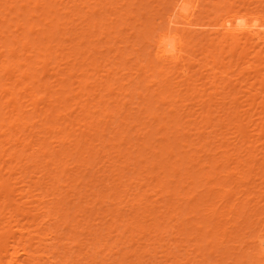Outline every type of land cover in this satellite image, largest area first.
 I'll return each mask as SVG.
<instances>
[{
    "label": "rangeland",
    "instance_id": "obj_1",
    "mask_svg": "<svg viewBox=\"0 0 264 264\" xmlns=\"http://www.w3.org/2000/svg\"><path fill=\"white\" fill-rule=\"evenodd\" d=\"M4 1L6 0H0ZM9 1H12L9 4L14 5V9L5 10L8 3L0 7V11L5 10L0 12V62L4 59L8 63L12 62L16 71L0 72V80H5L8 86L11 82H21L16 88L18 90L15 89L17 92L14 97L22 105L16 104V107H21L25 114L23 119L20 117L21 120L28 123L8 125L9 114H6L7 119L4 115L5 120L2 121L3 125L6 124L2 130L7 135L2 136V139L0 137L3 140L0 148L2 144L9 153L12 152H6L7 155L18 153L20 159L14 155L11 160L5 154L3 157L8 158V161L5 159L7 165L3 166V162H0L5 170H2L5 173L2 174L3 178H6L8 185L11 182L15 185V188L10 186L13 191L10 189V196L16 198L12 202L8 199L12 204L5 207L6 212L4 209L3 212L0 211L1 215L5 214L2 215L5 218L0 215V225L3 224V219L7 220L10 216L8 212H12L11 210L16 208L15 211H18L20 207L21 213L25 212L22 209L30 212L31 206L40 208L42 204L36 205L40 204L41 197H45L43 199L46 202L42 200L43 209L33 208L40 215L32 210L34 215L38 214V219L33 218L32 224L29 222L32 212L20 217L17 215L20 212L16 214L13 211L14 220L11 218L14 215L11 214L8 222L12 223V228L17 229L13 225L16 223L14 221H19L23 225V231H26L28 228L36 229V225L45 218L42 221L44 230L46 228V233L50 228L55 230L52 232L55 236L49 240L50 245L38 247L37 245H42L39 243L36 247L38 254H43L42 257L52 253L53 258L55 257L52 261H57L55 264H264V106L261 105V101H264V33L253 35L249 43L243 42L250 35L248 31L254 28L259 31L264 29V11L261 10L264 0H195L199 5L194 4V7L193 0L190 8L193 7L192 18L195 17L196 21L192 19L193 23L190 22L189 25L184 16H174L173 6L176 0H31L27 8L30 12H22L21 16L17 15L16 10L25 2ZM74 8L77 10L74 11ZM51 9L55 10L52 12ZM57 10L58 16L55 12ZM169 11L178 19L170 17ZM53 16L56 20L51 21ZM90 17H93L92 20ZM94 18L101 20L97 21V31L93 30L94 27L87 28L88 23L91 27L92 22H95ZM4 19L7 24L3 23ZM19 21L21 26L15 32L18 28L15 23ZM27 21L34 25L30 33ZM47 22L50 25L54 22V28L57 24L61 28V31H57L56 26L52 41ZM157 22H162L163 25L158 26ZM203 23H206L205 26ZM151 24L154 29L158 26L160 30L167 29V25L174 26L172 29H178V33L187 35L186 40L190 38L187 46L192 47L191 50L187 49L184 62L189 64L186 68L188 75L192 76L191 80H186L181 74L182 69H177L182 65L175 68L173 63L169 65L168 62L158 61L153 43L159 29L154 30L155 32L151 30L154 33L148 31V34L146 31ZM25 28L28 35L23 33V36H29L30 42L23 49L21 42L12 44L11 40L15 39V34L25 31ZM101 28L102 32L99 30ZM45 29L48 32H43ZM90 30L92 31L89 32ZM87 33H90L89 36ZM243 33L246 36L241 37ZM151 34L154 35V40ZM9 35L12 38H7ZM193 35L197 39L192 40ZM203 36L205 40L202 41ZM47 41L49 42L46 43ZM45 43L52 47V51H40V46ZM10 45H16L13 56L8 51ZM246 52H249L248 55ZM16 59L28 64L27 68L32 65L35 77H21V66L14 62ZM158 65L165 73L158 72ZM22 68L26 69V66ZM108 74L109 78L106 77ZM163 74L169 78V82L165 81ZM8 75L10 81L7 80ZM32 78L38 82L34 83ZM42 81H45L42 84L47 83L51 87L45 90L44 85L39 86ZM102 81L105 83L102 84ZM1 82L0 95L3 96L6 91ZM66 83L68 87L64 86L63 89L62 86ZM60 90L65 93L64 96L68 94L66 104L60 102L63 96V93L59 94ZM31 91H34L33 94ZM53 92H56V96ZM7 98L1 101L5 102ZM86 102L89 103L88 110L84 109L87 107ZM5 106V112L12 109L10 103ZM18 108L13 112L21 110ZM46 108L51 110L45 112ZM81 112L86 114L85 121ZM47 113H51L50 116ZM57 117H61V120ZM52 119L54 122H51ZM60 121L62 125L68 122V129L65 128L67 124L61 126ZM52 125H55L54 128L58 125L61 130L64 128V133L56 129L51 131L53 127H49ZM16 131L18 133L15 137H9ZM5 136L10 138L9 143ZM81 137L82 143L77 142ZM26 138L31 143H26L28 147L25 145L20 154ZM34 140L36 143H33ZM63 140L65 145L60 144ZM41 141H45V145ZM37 142L42 148L48 146L44 149L47 156L42 148L43 151L38 150L40 153L34 151L38 148ZM75 142L81 145L84 142L85 145L80 150H85L80 151V145H75ZM31 144L37 145L34 150ZM59 149L63 150L64 157L62 152L58 153ZM33 151L36 153L33 154ZM55 151H58L57 154ZM29 154L33 155L32 158ZM36 155L39 156L38 159ZM51 155H55V159ZM55 160L62 162L57 164ZM165 161H168L167 164ZM55 164L60 169L52 171L51 165L56 167ZM65 172L68 173V178ZM52 174L56 179L59 177L58 182L63 185L59 182L58 186L55 185L58 188H53L52 185L57 184V180L52 179ZM39 175L40 179L37 178ZM20 178L21 181H14ZM40 184L43 186H38ZM55 188L58 190H54ZM18 191L26 192L28 196L25 193L24 197L21 193L18 198ZM44 194L48 195L43 196ZM23 197H28L29 202ZM51 198L53 203L47 204V200ZM19 200L28 204L24 202L21 209L20 204L23 202L20 203ZM8 207L11 210L8 211ZM48 209L50 212L45 211ZM47 213H50L49 217ZM134 214L141 216L138 218ZM55 216L58 218L54 219ZM46 217L54 220V226ZM25 222H29L28 228V223ZM135 225L141 227L136 228ZM37 226L40 227V224ZM138 227H143L142 231ZM257 238H261V244L256 241ZM37 239H34L35 243Z\"/></svg>",
    "mask_w": 264,
    "mask_h": 264
},
{
    "label": "bare ground",
    "instance_id": "obj_2",
    "mask_svg": "<svg viewBox=\"0 0 264 264\" xmlns=\"http://www.w3.org/2000/svg\"><path fill=\"white\" fill-rule=\"evenodd\" d=\"M34 1V0H33ZM57 2H58V0H56ZM101 1V0H100ZM174 2H175V0H173ZM191 1H193V0H176V2L174 3V6H173V9H174V16H184V18L187 20H185L186 22H187V24L189 25V24H191L190 22H192V21H194L195 19V17L194 18H192L194 15V13H193V7H194V4L196 5L197 4V1H195V3H193L192 5H193V7L192 8H190L192 5H191ZM219 1H221V0H219ZM239 1V0H238ZM23 2H25L24 4H20V6H19V8H18V11L16 10V12L18 13L17 15H19V16H21L23 13L22 12H25V13H28V12H30V9H27L28 8V6L30 5V3H31V0H23ZM36 2V1H35ZM102 2V1H101ZM200 2H201V0H200ZM262 2H264V1H262ZM261 2V3H262ZM4 3H12V1H9V0H6V1H4V2H0V7H1V5H3ZM61 3H62V1H61ZM97 3H98V1H97ZM209 3V2H208ZM219 3V2H218ZM217 3V4H218ZM237 3H239V2H237ZM9 4V6L8 7H6L5 8V10L7 9V10H11V9H14L15 8V6L14 5H10ZM55 4H56V2H55ZM101 4V3H100ZM207 4V3H206ZM206 4H205V7H206ZM221 4V3H220ZM224 4H225V2H224ZM262 4H264V3H262ZM57 5V4H56ZM62 5V4H61ZM77 5V4H76ZM197 5H199V2H198V4ZM261 5V4H260ZM204 6V5H203ZM215 6V5H214ZM259 6V5H258ZM54 7H55V5H54ZM56 7H58V6H56ZM75 8H76V6H74ZM200 7V6H199ZM216 7V6H215ZM217 7H219V6H217ZM216 7V8H217ZM224 7H226V6H224ZM257 7V6H256ZM261 7V6H260ZM74 8V11L75 10H77V9H75ZM110 8V7H109ZM198 8V7H197ZM197 8H195V9H197ZM203 8V7H202ZM207 8H208V5H207ZM220 8V7H219ZM221 8H223V6H221ZM262 9V11H264V5H262V7H261ZM58 9V8H57ZM163 9V8H162ZM209 9V8H208ZM215 9V8H214ZM258 9V8H257ZM1 10V9H0ZM5 10H2V11H0V12H3V11H5ZM29 10V11H28ZM55 10V9H54ZM54 10H52L51 9V11L53 12ZM58 10H60V9H58ZM58 10L57 11H55V12H57L56 14H57V16H58ZM102 10V9H101ZM114 10V9H113ZM199 10V9H198ZM201 10H203V9H200V11ZM211 10V9H210ZM33 11V10H32ZM107 11H109V10H107ZM161 11V10H160ZM205 11H207V10H205ZM72 12V11H71ZM102 12V11H101ZM169 12H171V11H169ZM199 12V11H198ZM252 12V11H251ZM255 12V11H254ZM44 13V12H43ZM46 13V12H45ZM44 13V14H45ZM51 13V12H50ZM96 13V12H95ZM95 13H93V14H95ZM100 13V12H99ZM200 13H202V12H200ZM200 13H199V15H200ZM204 13V12H203ZM206 14H207V12H205ZM153 14V13H152ZM166 14H168V13H166ZM173 13L171 12L170 13V17H173L174 19H178L177 17L175 18L173 15H172ZM32 15V14H31ZM99 15V14H98ZM209 15V14H208ZM18 16V17H19ZM56 16V15H55ZM55 16H53V18H51V21H52V19H54V17ZM90 16V15H89ZM94 16V15H93ZM104 16V15H103ZM262 16V15H261ZM261 16H259V18H261ZM48 17V16H47ZM52 17V16H51ZM95 17H97V15L95 14ZM100 17V16H99ZM168 17V16H167ZM255 17V16H254ZM86 18H88V17H86ZM91 18V20H92V18L93 17H90ZM172 18V19H173ZM203 18V17H202ZM30 19V18H29ZM45 19V18H44ZM47 19V18H46ZM49 19V18H48ZM89 19V18H88ZM87 19V20H88ZM100 19V18H99ZM97 20V18H96V20H95V18L93 19V20H95V22H92V24H91V27L89 26V23H88V26H87V28H93L94 27V31H97L96 29H95V27L97 26H99L98 24V22L99 21H101V20ZM173 19V20H174ZM193 19V20H192ZM215 19V18H214ZM213 19V20H214ZM255 19V18H254ZM54 20H56V18L54 19ZM73 20V19H72ZM151 20V19H150ZM192 20V21H191ZM26 20H24V22H25ZM50 21V20H49ZM89 22H91L90 20H88ZM98 21V22H97ZM147 21H148V19H147ZM160 21V20H159ZM158 21V22H159ZM179 21V20H178ZM184 21V20H183ZM196 21V20H195ZM215 21V20H214ZM146 22V21H145ZM149 22V21H148ZM153 22V21H152ZM156 23L158 26L159 25H163L162 24V22L159 24V23ZM173 23L175 22V21H172ZM172 22H171V24H172ZM3 23L5 24H7V20H3ZM48 23V22H47ZM54 23V22H53ZM53 23H51L52 25H50V22L48 23L49 24V26H50V29L48 30L49 31V36H50V40H51V38L52 39H54V37H55V28H56V26H58V30L57 31H61V28L59 27V25L57 24V25H55V28H54V24ZM98 23V24H97ZM154 23V22H153ZM193 23V22H192ZM87 24V23H86ZM100 24H102V23H100ZM170 24V23H169ZM171 24H170V26H171ZM175 24V23H174ZM174 24H172V25H174ZM204 24V26H205V24L206 23H203ZM210 24V23H209ZM209 24H207V25H209ZM211 24H212V21H211ZM9 26H10V24H9ZM15 26L16 27H18L16 30H14L15 32H17L18 31V29H19V27L21 26L20 25V21L19 22H16L15 23ZM26 26H27V29H28V32L30 33V32H32V28H33V23H31L30 21H27V24H26ZM48 26V27H49ZM101 26V25H100ZM103 26H105L104 24H103ZM103 26H101L102 28H106V27H103ZM147 26V25H146ZM157 26V27H158ZM168 26V27H167ZM166 27H167V29H162L161 28V30L159 29V28H157L156 27V29H154L153 28V25L151 24V25H149L148 26V28H147V31H146V29L144 30V31H146V32H148V31H150V32H152L151 30H157V29H159V32L157 31V34L155 35V40L153 39V36H152V34H151V36H152V39L155 41V43H153L154 44V48H155V52H156V57L158 58V61L160 60V61H165V62H168V64L169 65H171V63H173V64H175V68H177L178 67V65L180 64V65H182L181 67H178L177 69L179 70V69H182L181 70V74L183 73V76H185V78H186V80L187 79H189V80H191V77L192 76H190V75H188L189 73H188V70H187V68H186V66L187 65H189L188 63H185L184 62V59L186 58L185 57V55L187 54L186 52H187V49L189 48V50H191V48L190 47H192V46H190V47H188L187 46V43H190L189 41V39L188 40H186V38H188L187 37V35H183V34H180V33H178V29H172V28H174V26H172V27H169V25H167ZM212 26V25H211ZM261 26H262V24H261ZM155 27V26H154ZM165 27V28H166ZM258 27V26H257ZM54 28V29H53ZM102 28L101 29H99L100 30V32H102L103 30H102ZM146 28V27H145ZM176 28V27H175ZM1 29V28H0ZM62 30H64V29H62ZM102 30V31H101ZM107 30V29H106ZM180 31H182L181 29H179ZM42 31V30H41ZM48 31H46V29H45V31L43 30V32H48ZM92 30H90L89 32H91ZM105 31V30H104ZM110 32V31H109ZM112 32V31H111ZM155 32V31H154ZM154 32H152V33H154ZM188 32H190V31H188ZM187 32V33H188ZM207 32V31H206ZM205 32V33H206ZM23 33H26V35H28L27 34V31H26V28H25V31L23 30L20 34H15L14 35V37H15V39L14 38H12V35H9V37H7V38H12V44H17V43H19V42H21L22 44V48L23 49H25V47L29 44V36H26L25 34V36H23ZM59 33H61V32H59ZM84 33V32H83ZM95 33V32H94ZM184 34H185V31L183 32ZM186 33V34H187ZM196 33V32H195ZM198 33V32H197ZM248 34H250V35H247L246 36V34L245 33H243L242 35H241V37H244V36H246L244 39H245V41H243L244 43H249L250 41H251V39L253 38V35H257V36H259V35H261V33H264V29H260V31L258 30V28H254V29H252V30H250V31H248L247 32ZM85 34V33H84ZM88 34V33H87ZM90 34V33H89ZM89 34L87 35V36H89ZM101 34V33H100ZM105 34H106V32H105ZM108 34V33H107ZM146 34V33H145ZM148 34H150L149 32H148ZM189 34H191V32L189 33ZM212 34V33H211ZM56 35H57V33H56ZM199 35V34H198ZM204 35V34H203ZM81 36V35H80ZM84 37H85V35H83ZM7 38H6V40H7ZM43 38H45V37H43ZM194 38H196L194 35L191 37V39L192 40H194ZM197 39V38H196ZM202 41L203 40H205V37L203 36L202 38ZM200 39V40H201ZM243 39V40H244ZM18 42H17V41ZM48 40V39H47ZM199 40V39H198ZM212 40V39H211ZM250 40V41H249ZM52 41V40H51ZM149 41V40H148ZM49 41H47L46 43H48ZM211 42V41H210ZM46 43L43 45V46H40V51H44V52H46V51H52V47L51 46H49V44L48 45H46ZM88 43V42H87ZM82 44V43H81ZM205 44V43H204ZM213 44V43H212ZM40 45V44H39ZM89 45V44H88ZM86 47H87V49H88V46L86 45ZM90 47V46H89ZM90 49V48H89ZM193 49V48H192ZM91 50V49H90ZM8 51H11V54H10V56H13L14 54V51H16V45H15V47H14V45H10V47L8 48ZM87 51V50H86ZM89 51V50H88ZM13 52V53H12ZM243 52V51H242ZM137 53V52H136ZM186 53V54H185ZM189 53V52H188ZM247 53V52H246ZM249 53V52H248ZM248 53H247V55H248ZM47 54V53H46ZM51 54V52H49L48 53V55H50ZM138 55H140L139 53H137ZM190 55V54H189ZM244 55V52L242 53V56ZM189 57H187V59H188ZM153 59H154V57H153ZM152 59V60H153ZM189 60V59H188ZM192 60V59H191ZM94 61V60H93ZM139 61H141V60H139ZM14 62H16V64L20 67L21 66V70L19 71V74L21 75V77H28V78H30V77H35V72L34 71H32V69H33V66L32 65H29L28 66V68H27V65L28 64H24V63H22L21 61H20V59H16V60H14ZM142 62V61H141ZM158 63V62H157ZM161 63V62H160ZM182 63V64H181ZM190 63H191V61H190ZM95 64V63H94ZM150 64V63H149ZM148 64V65H149ZM14 65L15 64H13L12 62H7V60L6 59H4L3 61H1L0 62V72H4V71H13L14 73H15V71H16V69L14 68ZM96 65V64H95ZM146 65V64H145ZM151 65V64H150ZM179 65V66H180ZM23 66H26V69H23L22 67ZM97 66V65H96ZM143 66V65H142ZM157 66V65H156ZM177 66V67H176ZM191 66V65H190ZM193 66V65H192ZM254 66V65H253ZM158 67L160 68V69H157L156 67V69L158 70V72L159 73H165L164 71H163V69H161V67L158 65ZM173 67V69H175L174 68V66H172ZM255 67H256V65H255ZM142 68V67H141ZM153 68V67H152ZM155 68H154V73H155ZM260 69V68H259ZM148 70V69H147ZM262 70H264V69H262ZM152 71V72H153ZM166 71V70H165ZM174 71H176V70H174ZM108 73V72H107ZM110 73V72H109ZM169 73H170V71H169ZM169 73H166V74H169ZM10 74V73H9ZM12 74V73H11ZM33 75V76H32ZM144 75V74H143ZM147 75V74H146ZM170 75V74H169ZM180 75V74H179ZM44 76V75H43ZM110 76H111V74H110ZM142 76V75H141ZM163 76H164V79H165V81L166 82H169V78H167L166 76H165V74H163ZM168 76V75H167ZM244 76V75H243ZM106 77H108L109 78V74H108V76H106ZM143 77V76H142ZM144 77H145V75H144ZM250 77H251V75H250ZM199 78H201V76L199 77ZM198 78V79H199ZM210 78V77H209ZM246 78H248V75L246 76ZM245 78V79H246ZM10 79V76L8 75V77H7V80H9ZM32 79H34V78H32ZM42 79V78H41ZM40 79V80H41ZM111 79V78H110ZM134 79V78H133ZM164 79L162 78L161 80H163L164 81ZM193 79V78H192ZM3 80V79H2ZM11 80V79H10ZM9 80V81H10ZM43 80V79H42ZM64 80V79H63ZM168 80V81H167ZM5 81V80H4ZM1 82V80H0V82H1V86H2V88H5V91H6V95H3V96H1L0 95V137H1V139H2V136H4V135H7L2 129H3V127H4V125H6V124H4L3 125V123H2V121H4L5 119H7V117H6V114H9V115H7L8 116V122H7V124L8 125H11V126H13V125H18L19 126V124H21V122L23 123V124H25L26 125V122L27 121H22L21 120V118H22V116L24 115L25 116V114H23L22 112V109H21V107H22V105L20 104V101H19V103H17V99L14 97V95L16 94V92H15V89L19 86V84H21V82H17V83H15V82H11L10 83V86H8V83L7 82ZM18 81V80H17ZM79 81V80H78ZM216 81V80H215ZM243 81H244V79H243ZM33 82L34 83H36V82H38V81H36L35 79L33 80ZM45 82V81H44ZM43 81L41 82V84H39V86L41 85L42 87H43V85H44V88H45V90L46 89H49L51 86H47L46 84L47 83H45V84H42V83H44ZM63 82H66V81H63ZM62 82V83H63ZM81 82V81H80ZM100 82V81H99ZM103 82V81H102ZM162 82V81H161ZM166 82H163L164 84L166 83ZM184 82H185V80H184ZM61 83V84H62ZM105 82H103L102 84H104ZM195 83V82H194ZM215 83V82H214ZM100 84V83H99ZM102 84H100L101 86H102ZM45 85H46V87H45ZM66 85H68L67 83L65 84V85H61L62 86V88L65 86L66 87ZM106 85V84H105ZM123 85V84H122ZM174 85V84H173ZM186 85V84H185ZM214 85V84H213ZM8 86V87H7ZM27 86V85H26ZM104 86V85H103ZM102 86V87H103ZM164 86H166V84L164 85ZM164 86H161V87H163L164 88ZM176 86H178V85H176ZM68 87V86H67ZM66 87V88H67ZM100 87V86H99ZM166 87H168V86H166ZM195 87H196V85H195ZM226 87V86H225ZM138 88V87H137ZM163 88H162V90H163ZM173 88V87H172ZM31 89H33V87L31 88ZM64 89V88H63ZM63 89H61V90H63ZM166 89H168V88H165V90ZM171 89V88H170ZM195 89V88H194ZM16 90H18V89H16ZM59 90V89H58ZM57 90V91H58ZM60 90V91H61ZM97 89H95V91H96ZM102 90H103V88H102ZM105 90V89H104ZM124 90H125V88H124ZM169 90V89H168ZM197 90V89H196ZM195 90V91H196ZM67 91V90H66ZM65 91V92H66ZM101 91V90H100ZM32 92V94H33V92L34 91H31ZM68 92V91H67ZM125 92V91H124ZM161 92H164V91H161ZM176 92H177V90H176ZM202 92V91H201ZM15 93V94H14ZM59 93V92H58ZM61 93H63L62 91L59 93V94H61ZM112 93V92H111ZM126 93V92H125ZM53 94L56 96V92L54 93L53 92ZM64 94L65 93H63V96H64ZM106 94H110V93H106ZM176 94V93H175ZM211 94V93H210ZM62 95V94H61ZM68 95V94H67ZM66 95V96H67ZM97 95V94H96ZM205 95H206V93H205ZM212 95V94H211ZM216 95V94H215ZM58 96H60V95H58ZM62 96V101L60 100V102H62V103H64V104H66V100H68V96H67V98H66V96H64L63 97ZM225 96V95H224ZM7 98V101H5V102H2L1 100L2 99H4V98ZM148 97V96H147ZM18 98V97H17ZM57 98V97H56ZM179 98V97H178ZM224 98V97H223ZM57 99H59V97L57 98ZM56 99V100H57ZM210 99V98H209ZM222 99V98H221ZM218 100V99H217ZM58 102V101H57ZM4 103H5V105H7L8 106V104L10 103V105H11V110L10 111H6L5 112V108H6V106L4 105ZM62 103H60V105L62 104ZM216 103V102H215ZM261 105L262 106H264V101H261ZM16 104H20L21 105V107L20 108H18V105H17V107H16ZM87 104L89 105V103H87L86 102V105H85V107L87 106ZM253 104V103H252ZM63 105V104H62ZM210 105V104H209ZM63 106H65V105H63ZM62 106V107H63ZM200 106V105H199ZM207 106V105H206ZM204 107H205V104H204ZM16 108H18V109H21L20 111H18V112H13V111H16ZM48 108V107H47ZM47 108L45 109V112H47L48 110H51V109H48L47 110ZM82 108V107H81ZM117 108V107H116ZM261 108V107H260ZM83 109V108H82ZM84 109H87L88 110V106L86 107V108H84ZM83 109V110H84ZM145 109V108H144ZM232 109V108H231ZM1 110H3L4 111V113H3V111H1ZM234 110V109H233ZM53 111V110H52ZM51 111V112H52ZM144 111V110H143ZM157 111V110H156ZM10 112H11V114H10ZM13 112V113H12ZM83 112V111H82ZM81 112V113H82ZM15 113V114H14ZM41 113H43V114H45L44 112H41ZM234 113V112H233ZM49 114H51V113H47V115H49ZM53 114V113H52ZM83 114V113H82ZM229 114V113H228ZM4 115H5V117H4ZM11 115V116H10ZM42 115V114H41ZM84 115V114H83ZM86 115V114H85ZM83 116L82 118L84 119V118H86V116ZM99 115V114H98ZM204 115V114H203ZM207 115V114H206ZM233 115V114H232ZM24 116H23V118H24ZM42 116H44V115H42ZM50 116V115H49ZM48 116V117H49ZM79 116H80V113H79ZM87 116H89L90 117V115L89 114H87ZM21 117V118H20ZM46 117V116H45ZM88 117V118H89ZM126 117V116H125ZM192 117V116H191ZM198 117V116H197ZM200 117V116H199ZM207 117V116H206ZM5 118V119H4ZM22 118V119H23ZM51 118V117H50ZM57 118H59V117H57ZM61 118V117H60ZM59 118V119H60ZM65 118V117H64ZM66 118H68V116H66ZM87 118V119H88ZM98 118V117H97ZM208 118V117H207ZM235 118H236V116H235ZM3 119V120H2ZM45 119L46 118H43V120L45 121ZM56 119V118H55ZM91 118H89V120H90ZM201 119H203V118H201ZM200 119V120H201ZM209 119V118H208ZM53 121H51V122H54V119H52ZM61 120V119H60ZM67 121H68V119H66ZM65 120V121H66ZM197 120V119H196ZM46 121H47V119H46ZM84 121H85V119H84ZM90 121H92V120H90ZM96 121V120H95ZM199 121V120H198ZM48 122H49V120H48ZM56 122V121H55ZM61 122V121H60ZM59 122V123H60ZM196 122V121H195ZM28 123V122H27ZM45 123H47V122H45ZM57 123V122H56ZM88 122H86V124H87ZM92 123H93V121H92ZM201 123H203L202 122V120H201ZM205 123V122H204ZM50 124V123H49ZM52 124H54V123H52ZM64 124V123H63ZM65 124H67V126H65ZM64 125H62V122H61V126H65V128L67 127V129H68V126H69V124H68V122H66ZM90 124H91V122H90ZM198 124V123H197ZM196 124V125H197ZM29 125V124H28ZM34 125V124H33ZM42 125V124H41ZM85 125V124H84ZM169 125V124H168ZM43 126V125H42ZM99 126V125H98ZM164 126V125H163ZM166 126V125H165ZM207 126V125H206ZM51 127H53V125L52 126H50L49 128H51ZM54 127H55V125H54ZM51 128V129H47L48 131H53V129L55 130H58L59 132H63L64 133V128H63V130H61V127H58V125H56V127L57 128ZM92 127V126H91ZM164 129V128H163ZM200 129H201V127H200ZM197 130V129H196ZM203 130V129H202ZM66 132V131H65ZM18 132L16 131L15 132V134H13L12 135V133L9 135V137H15V135L17 134ZM57 133V132H56ZM62 133V134H63ZM94 133V132H93ZM98 133V132H97ZM49 134H50V132H49ZM54 134V133H53ZM68 134V133H67ZM200 134V133H199ZM203 134V133H202ZM44 135V134H43ZM57 135V134H56ZM215 135V134H214ZM61 136V135H60ZM63 136V135H62ZM93 136V135H92ZM8 136H5L4 138L6 139V141L8 142V141H10ZM27 137V136H26ZM41 137H43V136H41ZM45 137V136H44ZM64 138H65V136H63ZM83 137V136H82ZM82 137H81V139L80 140H77V142L78 141H80L81 142V140H82ZM21 138V137H20ZM25 138V137H24ZM40 138V137H39ZM1 139H0V142H2L1 141ZM5 139H4V141H5ZM11 139H13V138H11ZM42 139V138H41ZM57 139H58V137H57ZM63 139V138H62ZM61 139V140H62ZM66 139V138H65ZM78 139V138H77ZM87 139V138H86ZM20 140V139H19ZM23 140V139H22ZM25 140H27V142L25 141ZM22 143H23V147L21 148V151H20V154H21V152H22V150H23V148H25V145H26V147H28V144H30L31 142H29L28 143V138H26ZM38 140V139H37ZM68 140V139H67ZM142 140V139H141ZM181 140H183V139H181ZM5 141V142H6ZM58 141V140H57ZM66 141V140H65ZM83 141H84V139H83ZM86 142L88 141V140H85ZM35 142V140L33 141V143ZM38 142H39V140H38ZM37 142V143H38ZM42 142V141H41ZM45 141H43L42 143H44ZM60 142V141H59ZM77 142H75V145H76V143ZM85 142V143H86ZM180 142V141H179ZM9 143V142H8ZM17 143H18V140H17ZM26 143H28V144H26ZM36 143V142H35ZM40 143V142H39ZM37 144L38 145V148H39V146H40V148L38 149L37 148V150H34L35 149V147L37 146H33V144H31L32 146H33V150L34 151H37L38 152V150L39 151H41L42 149L44 150L46 147H48V146H46L45 148H42L41 147V144ZM47 143V142H46ZM68 143V142H67ZM82 143V142H81ZM81 143L79 144V143H77V144H79L80 146H79V150L80 149H82V145L84 144V142H83V144L81 145ZM88 143V142H87ZM146 143V142H145ZM60 144H64V140H63V143L61 142ZM169 144H170V142H169ZM210 144V143H209ZM232 144V143H231ZM30 145V146H31ZM43 145H45V143L43 144ZM49 145V144H48ZM65 145V144H64ZM85 145V144H84ZM84 145H83V147H84ZM90 145V144H89ZM88 146V145H87ZM86 146V147H87ZM91 146H93V145H91ZM1 147L2 148H0V160H1V158L3 159L4 157V155L6 154V152H8L9 153V150L7 151L5 148L6 147H4V146H2V144H1ZM4 147V148H3ZM44 147V146H43ZM81 147V148H80ZM31 148V147H30ZM42 148V149H41ZM67 148V153H68V147H66ZM93 148V147H92ZM64 149H65V147H64ZM88 149H89V147H88ZM91 149V148H90ZM25 150V149H24ZM31 150H32V148H31ZM42 150V151H43ZM78 150V149H77ZM78 150V151H79ZM85 149L83 148V150H80V151H84ZM87 150V149H86ZM18 151V152H19ZM26 151V150H25ZM32 152L33 154L34 153H36V152ZM45 151V153H46V150H44ZM49 151H50V149H49ZM48 151V152H49ZM63 150L61 149H59V152L58 153H60V152H62ZM66 151H64L65 153H66ZM77 151V152H78ZM88 151H91V150H88ZM3 152V153H2ZM15 152H17V151H15ZM24 152V151H23ZM56 152V151H55ZM55 152H53V154L55 153ZM57 152H56V154H57ZM171 152V151H170ZM10 153H12V152H10ZM9 153V154H10ZM38 153H40V152H38ZM44 153V152H43ZM51 153H52V151H51ZM50 153V154H51ZM250 153V152H249ZM251 153H253V152H251ZM7 155L6 154V156H8V157H10L11 158V160H12V158L14 157V155ZM17 154L18 153H16V157H18L17 156ZM50 154H48V155H50ZM80 154H81V152H80ZM79 154V155H80ZM25 155V154H24ZM32 155V154H31ZM30 154H29V156H31ZM39 156H41V154H38ZM43 155V154H42ZM44 155H46L47 156V153L46 154H44ZM59 155V154H58ZM66 155H68V154H66ZM167 155V154H166ZM178 155V154H177ZM22 156V155H21ZM33 156V155H32ZM32 156H31V158H32ZM39 156H37L36 155V157H37V159L39 158ZM51 156H53V155H51ZM55 156V155H54ZM54 156H53V158H54ZM62 156L64 157V155H63V152H62ZM61 156V157H62ZM80 156H82V155H80ZM79 156V157H80ZM249 156V155H248ZM19 157H20V155H19ZM18 157V158H19ZM28 157V156H27ZM35 157V156H34ZM44 157V156H43ZM49 157V159H50V156H48ZM60 157V156H59ZM59 157H58V160H59ZM60 157V158H61ZM128 157H129V155H128ZM130 157H132V155L130 156ZM160 157V156H159ZM179 157V156H178ZM200 157V156H199ZM174 158V157H173ZM6 157L4 158V160H2V161H0V162H3V166H6L7 164V162H6V160L8 161V158L6 159ZM20 159V158H19ZM24 159V158H23ZM26 159V158H25ZM37 159H35L34 158V160L36 161ZM55 159V158H54ZM56 159H57V157H56ZM172 159V158H171ZM249 159H251V158H249ZM10 160V159H9ZM21 160H22V158H21ZM53 160V159H52ZM5 161V162H4ZM20 161V160H19ZM48 161H51V160H48ZM56 161V160H55ZM162 161V160H161ZM169 161V160H168ZM168 161H165L166 163L165 164H167V162ZM242 161V160H241ZM62 162V161H61ZM61 162H57L56 161V163L58 164V163H61ZM55 163V162H54ZM54 163H53V165H54ZM130 163V162H129ZM162 163V162H161ZM160 163V164H161ZM174 163V162H173ZM6 164V165H5ZM51 164V163H50ZM84 164V163H83ZM150 164V163H149ZM152 164V163H151ZM175 164V163H174ZM173 164V165H174ZM36 165V164H35ZM53 165H51V167H53V170L52 171H54V170H59L60 169V167L58 168L57 167V165H56V167L55 166H53ZM163 165V164H162ZM170 165V164H169ZM9 166V165H8ZM10 166H11V163H10ZM9 166V167H10ZM59 166H60V164H59ZM66 165L64 164V166L63 167H65ZM164 166V165H163ZM43 167V166H42ZM46 167V166H45ZM155 167V166H154ZM170 167H171V165H170ZM40 168V167H39ZM48 168V167H47ZM57 168V169H56ZM21 169V168H20ZM42 169V168H41ZM45 169V168H44ZM49 170H50V168H48ZM52 169V168H51ZM62 169V168H61ZM64 169H66V168H64ZM3 167L2 166H0V211L1 212H3V209L5 210V212H6V206L9 204V203H11L14 199H16V198H14L13 199V197H11L10 196V192L12 191V187L10 188V186H13L12 185V182L11 183H9V185H8V182H7V180H6V178H3V176H2V174H3V171H5V170H3ZM11 170H13V168H12V166H11ZM15 170H16V168H15ZM40 170V169H39ZM46 170V169H45ZM168 170V169H167ZM34 171V170H33ZM41 171H43V170H41ZM67 171V170H66ZM169 171V170H168ZM25 172V171H24ZM24 172H22V173H24ZM50 172V171H49ZM59 172V171H58ZM60 172H61V170H60ZM8 173V172H7ZM41 173H43V172H41ZM48 173V172H47ZM46 173V174H47ZM51 173V172H50ZM53 173V172H52ZM57 173V172H56ZM56 173H55V175H56ZM61 173H63V172H61ZM61 173H58V174H61ZM65 173H67V172H65ZM189 173V172H188ZM5 174V173H4ZM3 174V175H4ZM12 174H14V173H12ZM45 174V175H46ZM8 175V174H7ZM32 175V174H31ZM43 175V174H42ZM41 175V176H42ZM62 175V174H61ZM67 175H68V173L65 175L66 177H67ZM11 175L9 174V176L8 177H10ZM34 176H36V175H34ZM52 176H53V174H52ZM57 176V175H56ZM59 176V175H58ZM190 176V175H189ZM6 177V176H5ZM46 176H44V178H45ZM61 177H63V179H65L64 178V176H61ZM38 179H40V175L37 177ZM47 178V177H46ZM49 178V177H48ZM47 178V179H48ZM50 178H52L51 176H50ZM58 179H60L59 177H57ZM68 178V177H67ZM70 178V177H69ZM24 179V178H23ZM52 179H56L54 176H53V178ZM58 179H56L57 180V182L55 181V183H57V184H54V185H52V187L54 186V187H56V188H58L57 186H58V183L60 182H58ZM164 179V178H163ZM13 180V179H12ZM25 180V179H24ZM66 180V179H65ZM14 181H17V182H19V181H21V178H20V180H14ZM36 181H39V180H36ZM35 181V182H36ZM42 181H43V179H42ZM164 181V180H163ZM10 182V181H9ZM44 182V181H43ZM64 182V181H63ZM25 183V182H24ZM39 183H41L40 181H39ZM54 183V182H53ZM62 182H60V184H61ZM11 184V185H10ZM26 184V183H25ZM25 184H23V186L25 185ZM36 184H37V182H36ZM19 185V184H18ZM55 185H57V186H55ZM61 185H63V184H61ZM15 186V185H14ZM13 186V187H14ZM19 186H21V185H19ZM25 186H27V184L25 185ZM38 186H43V185H38ZM22 187V186H21ZM53 187V188H54ZM91 187V186H90ZM15 188V187H14ZM23 188H25V187H23ZM29 188V187H28ZM31 188V187H30ZM34 188V187H33ZM54 189V190H58V189ZM10 189H11V191H10ZM39 189V188H38ZM45 189V188H44ZM52 189V188H51ZM60 189V188H59ZM22 190V189H21ZM89 190H91V189H89ZM29 191V189L28 190H26V192H28ZM31 191V190H30ZM41 191H43V189L41 190ZM40 191V192H41ZM87 191H88V189H87ZM13 192V191H12ZM18 192H20L19 193V197L18 198H20L21 197V193L23 194V196L25 197V193L24 192H22V191H18ZM45 192H46V190H45ZM48 192H49V190H48ZM52 192H53V190H51V195H52ZM61 192V191H60ZM93 192V191H92ZM42 193V192H41ZM59 193V192H58ZM57 192H56V194H58ZM8 194H9V197L10 198H8ZM27 194V193H26ZM55 194V193H54ZM54 194H53V196H54ZM56 194H55V197L54 198H56ZM11 195H13V194H11ZM45 195H48V194H44L43 196H45ZM61 195V194H60ZM59 195V196H60ZM94 195H96V192L94 193ZM14 196H15V192H14ZM26 196H28V194L26 195ZM40 196V195H39ZM39 196H38V198H39ZM42 196V195H41ZM93 196V195H92ZM225 196H226V193H225ZM23 197V198H24ZM30 197H31V195H30ZM63 197V196H62ZM95 197V196H94ZM94 197L92 198V199H94ZM22 198V199H23ZM28 198V197H27ZM25 199L24 198V200L25 201H28V199ZM42 199H40V200H36V201H40L39 203V205H36V206H40L41 204L43 205L44 203V199L43 198H45V197H41ZM81 198H83V197H81ZM8 199H10L11 200V202H9V200ZM13 199V200H12ZM21 199V200H22ZM31 199V198H30ZM63 199V198H62ZM21 200H19L20 201V203L21 202H23V203H21L20 205H21V209H22V206H23V204H25L26 202L25 201H21ZM33 200V199H32ZM42 200H44V201H42ZM54 200V199H53ZM115 200H116V198H115ZM18 201V200H17ZM47 201H49L47 204H50V202L51 203H53L52 202V198L50 199V200H47ZM63 201V200H62ZM66 201V200H65ZM90 201H91V199H90ZM25 202V203H24ZM29 202V201H28ZM46 202V201H45ZM55 202V201H54ZM14 203V202H13ZM32 203V202H31ZM36 203V202H35ZM12 204V203H11ZM26 204H28V203H26ZM36 204H38V203H36ZM64 204V203H63ZM41 205V206H42ZM46 205V204H45ZM58 205V204H57ZM56 205V206H57ZM66 205V204H65ZM9 207H10V205H8ZM14 206V205H13ZM31 206V205H30ZM29 206V207H30ZM40 206V208L41 209H43V207H41ZM50 206H52V205H50ZM9 207H8V211L9 210H11V209H9ZM19 207V206H18ZM27 207V206H26ZM31 207H32V209H31ZM30 207V209H31V211L30 212H27V210H25V209H22L23 211H25L24 213L22 212L21 213V211H19L20 210V207H19V210L18 211H15L16 210V208H15V210H11L12 212H8V213H10V216H11V214H13V211H14V213H16V212H20L21 214H17V215H22V214H24V215H27V214H29L30 215V213L32 212V210L33 211H35V210H39L40 208H38V207H36L35 208V205H34V207L33 206H31ZM46 207H48L47 205H46ZM45 207V208H46ZM58 207V206H57ZM62 207V206H61ZM92 207V206H91ZM13 207H12V209H14ZM35 210H34V209ZM51 208V207H50ZM85 208V207H84ZM93 208V207H92ZM18 209V208H17ZM47 209V208H46ZM58 209V208H57ZM61 209V208H60ZM64 209V208H63ZM83 209V208H82ZM89 209V208H88ZM87 209V210H88ZM95 209V208H94ZM54 210V209H53ZM52 210V211H53ZM56 210V209H55ZM68 210V209H67ZM77 210V209H76ZM75 210V211H76ZM86 210V209H85ZM91 210V209H90ZM136 210H138V209H136ZM254 210V209H253ZM256 210V209H255ZM40 211H42V210H40ZM46 212H50L49 211V209H48V211L47 210H45ZM51 211V212H52ZM93 211V210H92ZM0 212V213H1ZM4 212V213H5ZM36 213L37 212H39V211H35ZM44 212V211H43ZM56 212H58L57 210H56ZM60 212H61V210H60ZM59 212V213H60ZM66 212V211H65ZM27 213V214H26ZM34 212H32L31 214V217L29 216V218H31L30 220H29V222L32 224L33 222L32 221H34V219L33 218H37V216H38V214H37V216L36 215H34L33 214ZM53 213V212H52ZM95 213V212H94ZM7 214V213H6ZM42 214V213H41ZM83 214H84V212H83ZM89 214H91V212L89 213ZM1 215V214H0ZM2 215H5V214H3L2 213ZM1 215V216H2ZM9 215V214H8ZM14 216L12 217L11 216V218L14 220V217H15V214H13ZM39 215H40V212H39ZM49 215H50V213L48 214L47 213V216L49 217ZM55 215V214H54ZM53 215V216H54ZM58 215V214H57ZM67 215V214H66ZM82 215V214H81ZM85 215V214H84ZM94 215V214H93ZM92 215V216H93ZM134 215H136V214H134ZM140 215V214H139ZM139 215L137 216L138 218H139ZM245 215V213L243 214V216ZM250 215H251V213H250ZM252 215H253V213H252ZM10 216H8V218L11 220V218H10ZM36 216V217H35ZM43 216H44V214H43ZM61 216V215H60ZM60 216H59V218H60ZM69 215H67V217H68ZM141 216V215H140ZM3 218H5L4 216H2ZM2 217H0V219L2 218ZM17 217V216H16ZM20 217H22V216H20ZM25 217V216H24ZM51 217V216H50ZM64 217H65V215H64ZM249 217V216H248ZM8 218H7V220L6 219H3V224H1L0 225V227L2 228H0V264H55L52 260H54L55 259V257L53 258V256L51 255L52 253H50V254H48V255H50V256H46L45 254H44V256H46V257H42V253L40 254H38V247H41V246H43V245H46V244H49L50 245V241L49 240H52L51 238L53 237V236H55V235H52V232L53 231H55V230H50L51 228L50 227H52V226H50V221H52V223L51 224H53V221L54 220H52V218L50 219V218H48L47 219V217H46V219H47V221L49 222H47L48 224H49V230H48V233H46V228H45V230H44V228H43V222L45 221L44 219H42V221L41 222H39V224H40V227H38L37 225H39V224H37L36 225V229H34V230H28L29 228H28V226L30 225L29 224V222H27L28 223V225H27V230L24 228V230H26V231H23V225H21V224H19V221H14V222H16V223H14L15 225H13L15 228H17V229H14V228H12V223H10V222H8L9 220H8ZM27 218V217H26ZM58 217L57 216H55V218L54 219H57ZM91 218V217H90ZM18 219V218H17ZM24 219V218H23ZM38 219V218H37ZM61 219V218H60ZM67 219V218H66ZM84 219H85V217H84ZM8 222H6V221ZM81 220V219H80ZM89 220V219H88ZM134 220V219H133ZM26 221V220H25ZM28 221V220H27ZM36 221H38V220H36ZM57 221H59V220H57ZM79 221V220H78ZM82 221V220H81ZM132 221V220H131ZM5 222V223H4ZM22 222V221H21ZM56 222V221H55ZM71 222V221H70ZM86 222V221H85ZM134 222V221H133ZM26 223V222H25ZM26 223V224H27ZM38 223V222H37ZM43 223V224H42ZM47 223H45L46 225H47ZM83 223V222H82ZM22 224H24V223H22ZM36 224V223H35ZM68 224V223H67ZM66 224V225H67ZM70 224V223H69ZM76 224V223H75ZM134 224V223H133ZM71 225H72V223H71ZM4 226H6V227H4ZM11 226V227H10ZM25 226V225H24ZM32 226V225H31ZM30 226V228L32 229V227ZM53 226H54V224H53ZM65 226V225H64ZM75 226V225H74ZM136 226V225H135ZM137 226H140V225H137ZM137 226H136V228H137ZM143 226V225H142ZM26 227V226H25ZM35 227V226H34ZM46 227V226H45ZM73 227V226H72ZM76 227H77V225H76ZM112 227H113V225H112ZM141 227V226H140ZM140 227H138V228H140ZM145 227V226H144ZM6 228V229H5ZM55 228H56V226H55ZM60 228V227H59ZM61 228H62V226H61ZM143 228V227H142ZM142 228H140V230L142 229ZM15 230L14 232L12 231V230ZM54 229V228H53ZM58 229V228H57ZM56 229V230H57ZM145 229V228H144ZM153 229H154V227H153ZM156 229V228H155ZM2 230V231H1ZM136 230H138V229H136ZM146 230V229H145ZM157 230V229H156ZM45 231V232H44ZM71 231H73V229L71 230ZM142 231V230H141ZM141 231H139V232H141ZM151 231H153V230H151ZM17 232V234L19 235V236H17V234L15 235L14 233H16ZM58 232V231H57ZM154 232V231H153ZM32 233H34V234H32ZM54 234V233H53ZM57 235L59 234V233H56ZM259 237V236H258ZM260 237H261V235H260ZM38 238V239H37ZM60 238V237H59ZM12 239V240H11ZM34 239H37L36 241H37V243H35L34 241ZM261 239V238H260ZM259 239V240H260ZM8 240H10V241H8ZM48 240V241H47ZM55 239H53V241H54ZM258 240V238L256 239V241ZM259 240H258V242H259ZM33 241V242H32ZM255 241V242H256ZM52 242V241H51ZM42 244V245H37V244ZM53 243H55V242H53ZM260 244H261V242H259ZM258 243V244H259ZM57 244H58V246H60L59 245V243L57 242ZM262 244H264V243H262ZM35 245V246H34ZM36 245L38 246V247H36ZM52 245V244H51ZM48 246V245H47ZM47 246H46V248H47ZM55 246V245H54ZM262 246H264V245H262ZM37 248V250H36V248ZM50 247V246H49ZM53 248V247H52ZM55 248V247H54ZM53 248V249H54ZM44 249V248H43ZM42 249V250H43ZM62 249V248H61ZM47 250V249H46ZM58 250H59V248H58ZM50 251V250H49ZM51 251H53L52 249H51ZM50 251V252H51ZM63 251H64V249H63ZM40 252V251H39ZM44 252V251H43ZM37 253V254H36ZM54 253H55V251H54ZM47 254V253H46ZM57 254H58V252H57ZM56 254V255H57ZM63 254H65V252L63 253ZM127 254V253H126ZM23 257L24 256V258H20V257ZM55 256V255H54ZM3 257V258H2ZM58 257V256H57ZM56 257V258H57ZM61 257V256H60ZM64 258H65V256H63ZM2 258V259H1ZM43 258H45V260L43 261ZM52 258V259H51ZM122 262V261H121ZM155 262V261H154ZM63 263H65V262H63ZM155 264H158L157 262L155 263Z\"/></svg>",
    "mask_w": 264,
    "mask_h": 264
}]
</instances>
